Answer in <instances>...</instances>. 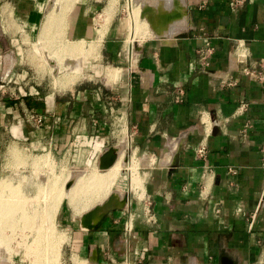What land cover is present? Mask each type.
I'll return each instance as SVG.
<instances>
[{"label": "crops", "instance_id": "1", "mask_svg": "<svg viewBox=\"0 0 264 264\" xmlns=\"http://www.w3.org/2000/svg\"><path fill=\"white\" fill-rule=\"evenodd\" d=\"M49 1L3 0L13 17L0 18V174H10L13 154L86 164L116 148L112 165L135 163L140 185L122 171L113 193L115 183L78 199L80 175L64 180L65 201L82 218L68 222L67 263L264 264V0H139L150 22L141 36L125 22L126 33L110 0L72 3L68 43L101 44L120 66L105 69L106 81L117 78L110 88L73 77L56 90L32 83L17 55L23 32L45 15L42 35L56 33L46 26L55 17ZM81 199L110 208L98 217L99 205ZM129 208L136 218L126 239Z\"/></svg>", "mask_w": 264, "mask_h": 264}, {"label": "rangeland", "instance_id": "2", "mask_svg": "<svg viewBox=\"0 0 264 264\" xmlns=\"http://www.w3.org/2000/svg\"><path fill=\"white\" fill-rule=\"evenodd\" d=\"M57 1L59 0H50L48 3V7L50 9H53L56 15H61V14L63 15V16L61 15L63 18L60 17L62 21L60 22L58 20V23L55 25V28H58L59 32L56 31V33L54 34L50 33L48 34V36L45 37L42 35L41 30L46 15L41 19L40 22L36 24L37 26L34 29H32L31 31L23 32L24 34L22 35L23 36L22 43L20 42V44L17 45V53H18L17 55L18 58L20 59V70L26 71L25 74L27 78L32 79V83L41 82V85L45 86V88L56 90L58 89L56 82L58 84L63 83L61 86L66 85L68 83V77H70L69 78L70 80L73 77L72 75L77 77L76 82H79L81 84L83 83L86 85L90 84V85H101V86L106 85L108 88H110V86L114 84L117 78L111 81H106L105 69L109 67L117 68L118 66H120V64L110 62L109 60L104 58L105 56L103 54V46L101 44L96 46L95 44L89 45L88 43L85 42L83 46V42L79 44L72 43L73 48L74 45L76 46V48L73 50L71 49L72 50L71 51L70 48L72 44L69 43L70 48L67 45L68 42L74 41L75 39L72 40L68 37L69 26L67 22V15L69 10L66 12H62L61 8L59 7L60 1L59 2ZM79 1L81 0H75L70 9H72L73 6L75 7V5ZM113 1L115 5L114 9L121 11L118 15V18L122 20L125 30H126L125 22L130 29L131 21H132L131 16H134L135 19L138 20V22H136L138 25L135 34L140 35L142 34V32H145V34L149 32L147 25L150 22L143 13V8H142L143 5L141 1L140 3L139 0H128V2L127 0H116V1L113 0ZM106 2L107 0H102L101 5L104 6ZM133 2L135 3L133 4ZM142 2L145 4L144 0H142ZM2 4H3V0H0V18L1 16H5V17L9 16L8 21L12 20L13 14L10 13L9 15L3 12ZM129 6H132L131 11L129 10L130 9ZM101 16L105 18L108 17L109 15L105 16V14L103 15L101 14ZM59 25H61L60 28ZM103 30H104L103 28L100 29V33ZM129 39H130V35H129ZM78 45H80L81 48L80 46L77 48ZM125 45L126 44H124L123 47V55H122L123 58L127 57V52L128 54L131 52V49L129 48L130 44L127 46ZM90 46L92 49L90 48ZM125 47H127V52ZM58 55L60 58L58 57ZM124 61L126 62V60ZM45 153L46 152L35 153L34 155L27 157V159H25L23 156H20L18 154L15 155L13 154L12 155L13 168L11 169L10 174L7 175L0 174V200H1L0 201V264H37L34 262L35 261L34 253L38 246H39L38 249L44 247V241L46 242L45 244L47 245V248L45 245L44 250L47 249L46 251L48 255L47 258L45 259V263L52 264L53 262V264L55 263L68 264L67 263L68 259L66 257V252L64 249L65 244L68 240L67 239V235H68L67 229L69 227L68 225L72 220L74 221L75 225H78V222L82 220V218L80 215H73L72 210L69 208V206L65 201L64 193L66 191V184L64 185V180L66 178H69V180L70 179L74 180L73 177L75 174L80 175L79 176L80 178L82 175H87L88 173L84 171L89 170L92 166L98 167L99 158L101 155L99 157H96L95 159L88 160V162L85 164L83 161L82 163L81 162L72 163L70 162V160H67V157H64L60 161H57L51 156V154H45ZM122 164L123 166H125L124 159H122ZM96 169L99 170L98 168ZM126 169L127 170H122V171L127 173L128 171H132L129 170V166ZM122 171L120 172L122 173ZM80 178H78V180ZM52 182L54 184H52ZM47 185H49V188H47L48 187ZM50 185L51 186L54 185L55 187L54 190H53V186L51 187ZM79 186H80V181H78L77 185H75L74 193L75 191L78 190ZM50 189H52L53 191L51 190L52 192H50ZM116 189H118L117 181L115 185H113V187L111 188L109 194L113 193ZM45 192L47 193L50 192V194L47 195V193L45 194ZM55 192H57L58 195L61 193L60 195L63 196L60 195L56 196ZM86 192L89 193L90 191H86ZM9 195H10V200L9 199L5 200L4 198L9 197ZM55 196L58 199H56ZM59 199H60V205L54 217H52L51 222L49 221L48 223L47 220L44 219L43 217V213H44L43 210L45 209V207H48V205L50 206L51 201L56 202ZM75 202L78 201L75 200ZM103 202L104 201L102 199L101 201L99 200L95 202V204H93V206H91L90 209L92 207H95L96 205L102 204ZM15 208H17L18 210H16ZM5 209H7V213H5L6 212ZM24 212H25V216H24ZM16 214L17 215L20 214V215L17 216ZM11 221L13 222L10 223ZM47 228L52 230H48ZM47 230L50 232H48ZM51 231H53L52 232L53 234L51 233ZM47 234L51 235L49 237H51L52 239H50ZM52 236H54L55 240L53 239ZM36 238L37 240L42 242V243L40 242L41 246L38 245L39 242L38 244L34 243V241L37 242ZM48 241H50L49 246L47 244ZM51 243L54 245H52ZM53 246L54 249H52L53 250L52 252L51 248ZM56 246H58L57 249ZM48 248L50 249L51 252L50 251L49 252L51 254L50 253L48 254V250H49ZM56 250H58V252H56ZM57 253H58V258L56 257L57 255L55 256V254ZM53 256H55L56 259ZM54 261L56 262L54 263Z\"/></svg>", "mask_w": 264, "mask_h": 264}, {"label": "bare ground", "instance_id": "3", "mask_svg": "<svg viewBox=\"0 0 264 264\" xmlns=\"http://www.w3.org/2000/svg\"><path fill=\"white\" fill-rule=\"evenodd\" d=\"M60 1V8H61V10H62V12H66L68 9H69V7L71 6V4L75 1V0H59ZM59 1H57V2H59ZM116 1V0H115ZM114 1L113 0H110V3L108 4V8H111V6H112V4L114 5V3H113ZM135 2H133V4H134ZM132 4V3H131ZM130 5V4H129ZM130 7V11H131V6H129ZM112 8H113V6H112ZM61 10H59V11H61ZM110 11V10H109ZM134 11V10H133ZM135 11H136V9H135ZM111 12H112V10H111ZM58 13V12H57ZM61 13V12H60ZM135 13V12H134ZM132 14V13H131ZM62 15V14H61ZM61 15H56L55 14V17L54 18H52L51 20H50V22L46 25V26H53L54 28H55V25L58 23V20L61 22L62 21V19L61 18H63ZM108 15V14H107ZM135 15V14H134ZM137 15V14H136ZM64 16H65V14H64ZM61 17V18H60ZM109 17V16H108ZM131 18H132V21H131V26H130V32H131V34L133 35V33L136 31V28H137V23L136 22H138V20H136L135 19V17L134 16H131ZM136 18H137V16H136ZM108 19V18H107ZM63 24V23H62ZM48 27V28H49ZM53 27H51L50 29H52ZM56 27H58V26H56ZM61 27V25H59V28ZM56 30L55 31H57V32H59V29L58 28H55ZM128 29H129V27H128ZM141 29V28H140ZM137 31H138V29H137ZM129 34V33H128ZM138 35V34H137ZM137 35H135V36H137ZM134 36V37H135ZM132 37V36H131ZM133 37V38H134ZM130 40V39H129ZM77 42H75V44H76ZM80 43V42H79ZM78 43V44H79ZM84 43V42H83ZM72 44V43H71ZM68 47H69V43H68V45H67ZM80 45H78L77 46V48L79 47ZM83 46H84V44H83ZM83 46H82V48H83ZM97 46V45H96ZM131 46V45H130ZM70 48V47H69ZM76 48V46L74 45V48H73V44H72V46H71V48H70V50L72 49H75ZM80 48H81V46H80ZM90 48H91V46H90ZM66 49V48H65ZM68 49V48H67ZM92 49V48H91ZM71 50V51H72ZM77 51V50H76ZM57 52V51H56ZM61 52V51H60ZM74 52H75V50H74ZM79 52V51H78ZM64 53V52H63ZM60 56H61V54H60ZM58 57H59V55H58ZM60 58V57H59ZM62 58V57H61ZM73 67V66H72ZM76 69V68H75ZM70 71H72V70H70ZM74 71V70H73ZM80 71V70H79ZM76 72V71H75ZM73 77H75L74 75H72ZM72 77V78H73ZM69 78L70 77H68V86H70L69 85ZM62 81V80H61ZM63 81H65V80H63ZM71 82V81H70ZM56 84L57 85H59L57 82H56ZM63 83H60V85H62ZM63 86H65L66 88L68 87V86H66V85H63ZM59 87H61V86H58V88ZM62 89H65V88H62ZM125 143H126V141H125ZM128 144V143H127ZM133 157V156H132ZM130 159V158H129ZM132 159L133 158H131V161H132ZM136 160V159H135ZM135 162V161H134ZM135 164V163H134ZM133 164V162H130V161H128V165H129V170H132V171H130V184H132V187L136 190L137 188H139L140 187V185H139V180H138V177H137V173H136V171H135V168L136 167H134V166H136V165H134ZM122 164H121V162L120 161H117L116 163H114L113 165L111 164V166L108 168V171L107 172H105V173H98V174H96L97 172H95V173H89V174H87V175H82L81 176V178L78 180V181H80V186H79V188H78V190L77 191H75V193H72V194H75L76 196H81V194L83 193V194H85V195H82V196H88L89 197V199H91V197L89 196V195H92L93 193V195L95 196V194L96 193H102L103 194V190H104V192H105V194L106 193H108L109 192V189H110V187L112 186V184L113 183H115V180L117 179V177L119 176V174H120V171H121V166ZM107 170V169H106ZM57 177V176H56ZM57 179V178H56ZM129 179V178H128ZM50 184V183H49ZM52 184H54L53 182H52ZM76 184H77V182H76ZM65 185V184H64ZM48 187L47 188H49V185H47ZM51 186V185H50ZM53 186V190H54V185H52ZM51 186V187H52ZM75 186V185H74ZM74 186H73V190H74ZM72 188V187H71ZM90 188V189H89ZM87 189H89V190H87ZM47 190V189H46ZM52 189H50V192H52L51 191ZM129 190H131L130 188H129ZM134 190V191H135ZM139 190H140V188H139ZM138 190V191H139ZM3 191V190H2ZM39 191V190H38ZM48 191H49V189H48ZM59 191V190H58ZM86 191H90L89 193H87ZM132 191V190H131ZM137 191V190H136ZM42 192H43V190H42ZM50 192L49 193H47V192H45V194L47 193V195H49L50 194ZM66 192V191H65ZM68 192V191H67ZM71 192V191H70ZM70 192H68V195L66 194V196H68V197H70ZM96 192V193H95ZM140 192V191H139ZM56 194V196H59L58 194H57V192H55ZM59 193V192H58ZM79 193H81V194H79ZM133 193V192H132ZM136 193V192H135ZM52 194V193H51ZM65 194V193H64ZM75 195H71L72 197L73 196H75ZM98 194H96V196H97ZM100 195V198H101V194H99ZM104 195V194H103ZM43 196V195H42ZM52 196V195H51ZM56 196H55V198H56ZM60 196H63V195H60ZM96 196L95 197H93V199H95L96 198ZM115 196V194L114 195H112L111 197H110V199L111 198H113ZM48 197V196H47ZM66 198V199H69V198ZM72 197H70V205L71 206H73L74 204H76V203H78V202H76V203H74V202H72L71 201V199H72ZM51 198V197H50ZM54 198V199H55ZM60 198V197H59ZM76 198H78V197H76ZM75 197L73 198V200H75L76 199ZM82 198V197H81ZM85 198V197H84ZM87 198V197H86ZM53 199V200H54ZM56 199H58V198H56ZM55 199V200H56ZM78 199H80V198H78ZM78 199H76V201L78 200ZM88 200V199H87ZM97 200V199H96ZM1 201V200H0ZM83 201H84V199H83ZM82 199H81V204H82ZM92 201H95V200H92ZM46 202V201H45ZM79 202H80V200H79ZM90 202V201H89ZM48 203V202H47ZM84 204H85V201H84ZM83 204V205H84ZM90 204H92V203H90ZM90 204H87V202H86V204L84 205V206H89ZM12 205V204H11ZM59 205H60V199L59 200H57L56 202H53V201H51V204H50V206L48 205V207H45V209L43 210L44 211V213H43V217H44V219H46L47 220V222L49 223V221L51 222V219H52V217H54V215H55V213H56V211H57V209H58V207H59ZM78 205H80V204H78ZM1 206H2V204H1ZM13 206V205H12ZM74 207H76V205L74 206ZM80 207H82V205H80ZM90 207V206H89ZM88 207V208H89ZM2 208V207H1ZM84 208V207H83ZM11 209V208H10ZM16 210H18L17 208H15ZM20 209H22V208H20ZM76 208H74L73 209V211L75 210ZM12 210V209H11ZM10 210V211H11ZM13 211V210H12ZM80 211H81V208H80ZM96 211H102V209L101 208H99V207H97L96 209H95V212ZM77 212H78V208H77ZM12 213V212H11ZM22 213V212H21ZM75 213H76V211H75ZM79 213V212H78ZM17 215V214H16ZM20 215V214H19ZM19 215H17V216H19ZM16 216V217H17ZM45 220V221H46ZM17 221V220H16ZM19 221V220H18ZM13 221H11L10 223H12ZM42 223V222H41ZM51 224V223H50ZM49 224V225H50ZM41 225V224H40ZM52 225V224H51ZM48 227V226H47ZM48 230H52V229H49V228H47ZM47 230V231H48ZM48 232H50V231H48ZM53 231H51V233H52ZM53 234V233H52ZM48 235V234H47ZM49 236H51V235H48V237ZM53 237V239H54V236H52ZM50 239H52L51 237H49ZM60 238V237H59ZM34 240V239H33ZM36 240H37V238H36ZM55 240V239H54ZM57 240V239H56ZM51 241V240H50ZM50 241H48V246H49V242ZM53 241V240H52ZM58 241V240H57ZM56 241V242H57ZM38 242H39V244H38ZM40 242L41 241H39V240H37V242L36 241H34V243H37L38 245H40ZM42 243V242H41ZM46 242L44 241V247H42V248H40V249H38V247H37V249L35 250V253H34V259H35V263H37V264H44L45 263V259L47 258V249L46 250H44L45 249V244ZM54 243V242H53ZM52 244V243H51ZM52 245H54V244H52ZM51 245V246H52ZM36 246V245H35ZM41 246V245H40ZM57 247L58 246H56V249H57ZM46 248H47V245H46ZM49 248H51V247H49ZM48 248V249H49ZM52 249H54V246L51 248V250ZM50 251V249L48 250V254L51 252H49ZM52 252H53V250H52ZM56 252H58V250H56ZM51 254V253H50ZM57 255V256H56ZM51 256V255H50ZM55 256L58 258V253L57 254H55ZM55 256H53V257H55ZM52 257V256H51ZM56 257H55V259H56ZM50 258V257H49ZM48 258V259H49ZM54 259V258H53ZM49 261V260H48ZM56 261H54V263H55ZM45 264H47V263H45ZM52 264H53V262H52ZM55 264H57V263H55Z\"/></svg>", "mask_w": 264, "mask_h": 264}, {"label": "built area", "instance_id": "4", "mask_svg": "<svg viewBox=\"0 0 264 264\" xmlns=\"http://www.w3.org/2000/svg\"><path fill=\"white\" fill-rule=\"evenodd\" d=\"M128 2V0H127ZM30 119L34 120L36 122V126H39L42 124L44 117L43 116H35L34 114H30ZM196 153L199 157L204 158L206 155V149L204 146H201L196 150ZM130 201V200H129ZM144 212L147 214L149 210H145ZM136 218V212L133 211L132 209H127L124 214V219H123V234L126 239H129L131 237V234L133 233L134 230V221ZM151 219V216H148V220ZM126 264H130L131 261L129 259H125ZM138 264H144L141 260L138 261Z\"/></svg>", "mask_w": 264, "mask_h": 264}, {"label": "water", "instance_id": "5", "mask_svg": "<svg viewBox=\"0 0 264 264\" xmlns=\"http://www.w3.org/2000/svg\"><path fill=\"white\" fill-rule=\"evenodd\" d=\"M117 149L116 148H109V149H107V150H105L102 154H101V156H100V158H99V165H98V168L99 169H105V168H107V167H109L115 160H116V158H117ZM127 156V158H128V155H126ZM126 158V159H127ZM67 185H68V183H67ZM66 185V186H67ZM129 192H127V195H126V198H129ZM97 207H99V208H101L102 209V212L101 213H99V215H98V217H100L104 212H106L107 211V209H109L110 208V203H109V201H106V202H104L102 205H99V206H97ZM85 217V216H84ZM83 217V218H84Z\"/></svg>", "mask_w": 264, "mask_h": 264}]
</instances>
